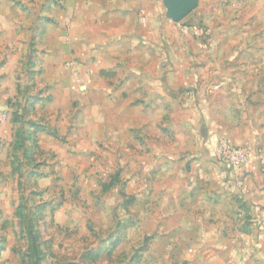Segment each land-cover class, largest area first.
I'll use <instances>...</instances> for the list:
<instances>
[{
    "label": "rangeland",
    "instance_id": "rangeland-1",
    "mask_svg": "<svg viewBox=\"0 0 264 264\" xmlns=\"http://www.w3.org/2000/svg\"><path fill=\"white\" fill-rule=\"evenodd\" d=\"M144 1L158 15L160 88L202 111L212 146L163 160L175 143L168 101L113 142L76 114L73 94L52 103L39 42L54 23L45 0H0V64H18V95L0 110V264H189L190 247L176 243L193 233L180 226L195 212L182 196L186 213L174 214L166 190L212 192V176L223 193L208 199L220 209L208 224L225 264H264V0H198L179 22L166 18L163 0ZM62 65L78 76L97 61ZM74 84L70 93L82 82ZM224 141L248 150L244 165L233 169L216 151Z\"/></svg>",
    "mask_w": 264,
    "mask_h": 264
},
{
    "label": "crops",
    "instance_id": "crops-1",
    "mask_svg": "<svg viewBox=\"0 0 264 264\" xmlns=\"http://www.w3.org/2000/svg\"><path fill=\"white\" fill-rule=\"evenodd\" d=\"M50 4L45 0L43 14L53 18L54 23L45 27L39 42L43 70L52 85V103L73 94L72 100H78L76 114L86 117L89 123L103 125L102 132L113 142L121 140V136H128L136 128L144 127L148 123L143 119L156 118V113L163 111L161 104L168 101L173 106L175 143L171 146L173 154L164 155L163 160L167 158L173 164L184 151H191L196 156L212 146L208 134L214 129L208 122L205 127L199 124L202 111L186 100L180 104L181 97L177 98L179 103L171 98L168 100L160 88L158 15L146 8L144 0H56L55 4ZM71 56L94 57L97 65L91 68L90 74H83V71L78 76L73 75L70 70L63 71L62 67ZM17 69V62L0 64V110L8 98L18 95L14 77ZM77 79L82 84L77 85V91L70 93L73 89L70 86H75ZM144 110L147 113L144 114ZM184 178L183 181H190L189 177ZM171 180L181 185L179 181L182 179L174 180L171 176ZM207 181L214 186L212 192L186 189L177 195V191L166 190L175 200L174 214L186 213L177 201L182 196L188 199L185 202L189 207L185 208L195 212L188 221L182 220L180 226L193 233L177 239L176 243L190 247L183 257L189 264H225L228 260L222 254L220 247L224 241L218 236L217 228L213 222L208 224V221L217 220L220 210L208 199H215L216 192L223 193L222 180L219 176H212ZM208 226L210 234L203 233Z\"/></svg>",
    "mask_w": 264,
    "mask_h": 264
},
{
    "label": "water",
    "instance_id": "water-1",
    "mask_svg": "<svg viewBox=\"0 0 264 264\" xmlns=\"http://www.w3.org/2000/svg\"><path fill=\"white\" fill-rule=\"evenodd\" d=\"M166 7V18L179 22L193 11L198 0H163Z\"/></svg>",
    "mask_w": 264,
    "mask_h": 264
},
{
    "label": "built area",
    "instance_id": "built-area-1",
    "mask_svg": "<svg viewBox=\"0 0 264 264\" xmlns=\"http://www.w3.org/2000/svg\"><path fill=\"white\" fill-rule=\"evenodd\" d=\"M216 151L223 154L225 161L233 169L244 165L247 161L248 150L243 147L231 145L230 143H227V141L217 145Z\"/></svg>",
    "mask_w": 264,
    "mask_h": 264
},
{
    "label": "trees",
    "instance_id": "trees-1",
    "mask_svg": "<svg viewBox=\"0 0 264 264\" xmlns=\"http://www.w3.org/2000/svg\"><path fill=\"white\" fill-rule=\"evenodd\" d=\"M67 264H74V263H67Z\"/></svg>",
    "mask_w": 264,
    "mask_h": 264
}]
</instances>
